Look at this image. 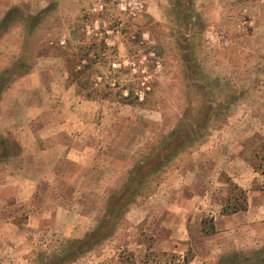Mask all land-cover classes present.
Here are the masks:
<instances>
[{"label":"rangeland","instance_id":"rangeland-1","mask_svg":"<svg viewBox=\"0 0 264 264\" xmlns=\"http://www.w3.org/2000/svg\"><path fill=\"white\" fill-rule=\"evenodd\" d=\"M143 3L131 19L114 0H0V109L11 106L8 119L21 126L26 106L49 100L54 76L41 86L24 77L38 61L55 78L65 70L76 94L98 105L104 186L90 183L97 171L83 169L81 194L94 227L129 174H138L130 187L146 174L134 200L115 212L111 235L68 264H176L172 255L217 264L234 251L248 254L264 239L214 257L207 238L214 216L233 204L243 212L251 193L242 217L264 238V0ZM69 69L82 72L72 79ZM24 131L0 134V155L17 154ZM235 168L249 179L245 189L228 174ZM17 213L21 225L25 208ZM174 226L188 238H170ZM45 228L30 235L23 255L4 250L0 264H42L64 250L71 238Z\"/></svg>","mask_w":264,"mask_h":264},{"label":"crops","instance_id":"crops-1","mask_svg":"<svg viewBox=\"0 0 264 264\" xmlns=\"http://www.w3.org/2000/svg\"><path fill=\"white\" fill-rule=\"evenodd\" d=\"M37 64L24 77L33 81L34 86H41L46 74L48 78L54 76V81L50 82L53 87L44 93L49 100L26 106L27 114L22 118L21 126L16 124L14 116L8 119L11 106L3 109L2 105L0 109V134L10 135L17 129L19 132L20 128L25 130L24 136L17 135L16 138L18 153L0 162V256L4 250L22 255L28 252L32 248L30 235L45 232V227L71 239L82 238L95 223L94 217L82 210L81 194L89 181L82 170L97 171L90 183L96 188L104 186L100 177L106 168L98 161V136L95 135L99 130L96 122L98 105L76 94L65 70L55 78L53 68H41L40 61ZM43 114H48V118L42 119ZM2 120L7 123L3 124ZM62 163H69L74 169L64 173ZM114 172L117 177L119 172L116 169ZM228 174L239 187H248L249 179L240 177L239 168ZM63 180L68 186L66 190L62 188ZM252 194L248 196V205L243 212H218L214 216V229L207 238L212 240L214 257L228 249L259 246L264 239L252 226L251 219L242 217L251 210ZM20 206L26 211L21 225L16 220ZM85 222L91 224L90 228L84 227ZM179 230V227H172L170 238L187 239V235ZM171 248L174 250V245Z\"/></svg>","mask_w":264,"mask_h":264},{"label":"trees","instance_id":"trees-1","mask_svg":"<svg viewBox=\"0 0 264 264\" xmlns=\"http://www.w3.org/2000/svg\"><path fill=\"white\" fill-rule=\"evenodd\" d=\"M81 72H82L81 70H77V71H74L73 69L68 70V73L72 77V79L78 78ZM211 110H212V106H211ZM211 113L212 111H210V114ZM182 129L183 127L181 128L178 127L174 133L177 134ZM8 155L9 153L7 152L3 153V155H0L1 157L0 160L9 158L10 156ZM141 164L143 166V163ZM254 167L257 168L255 165ZM137 175L138 174L133 171L129 174L128 182L125 184V187H123L120 192L113 195V197L111 198L112 201L108 202L109 204L107 206V209L105 210L103 218L97 222L96 226L92 230L87 232L82 238L68 239L67 244L64 247V250H62L54 258L46 260L42 264H68L77 257H79L84 252L92 249L101 241L109 237L115 228L114 227L115 224L114 218L116 214L115 212H117L119 208L121 211L125 210L128 207V205L134 200L136 195L140 192L139 185L143 182L144 178L146 177V174H142L140 176L139 182L136 187L129 186L130 180L131 179L133 180ZM241 193H243V190H241ZM225 206L229 207V205H225ZM241 208L233 204L230 209V212L237 211ZM172 257L175 258L176 264H187L189 261L187 256H183L179 258L175 255H172ZM217 264H264V245L256 250H253L248 254H243L234 251L228 255H222L219 258Z\"/></svg>","mask_w":264,"mask_h":264},{"label":"built area","instance_id":"built-area-1","mask_svg":"<svg viewBox=\"0 0 264 264\" xmlns=\"http://www.w3.org/2000/svg\"><path fill=\"white\" fill-rule=\"evenodd\" d=\"M118 13L122 14L126 18L133 19L138 15L144 6L143 0H114ZM63 41H61L62 43ZM122 64H126L125 61ZM112 67H120V62H111Z\"/></svg>","mask_w":264,"mask_h":264}]
</instances>
